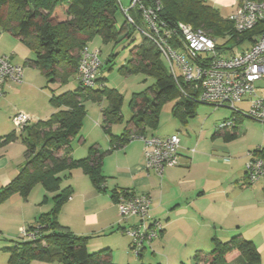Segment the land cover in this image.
Instances as JSON below:
<instances>
[{
    "label": "trees",
    "instance_id": "1",
    "mask_svg": "<svg viewBox=\"0 0 264 264\" xmlns=\"http://www.w3.org/2000/svg\"><path fill=\"white\" fill-rule=\"evenodd\" d=\"M156 1L161 7L158 16L167 25L187 24L194 29L201 28L216 39L228 35L231 39L225 45L252 43L261 32L258 26L243 35L235 33L232 24L205 0H141L145 6L151 7ZM116 11L117 0H0V29L19 39L33 52L34 58L25 61V65L38 70L47 83L65 85L71 75L76 78L80 51L95 36L105 44L123 39L134 42V31L144 27L141 14L130 9L133 24L125 20L117 28ZM129 54L130 58L120 72L123 75L144 74L151 77L154 84L147 91L132 94L129 101L131 117L119 136L112 135L110 127L122 120V97L115 90H105L97 77L98 83L102 84L99 90L84 88L77 82L75 90L55 95L49 87L51 95L48 101L54 109L50 117L28 125L19 136L12 132L0 138V147L16 140L25 147L24 163L16 177L0 189V204L14 193L27 197L36 185L53 194L51 209L27 228L31 231L37 224L42 225L38 237L33 241L14 240L12 246L5 249L9 253V264H29L32 261L115 264L109 249L89 252V237L74 235L57 222L61 206L71 195L70 187H61L62 174L80 169L98 190L103 189L105 181L102 174L105 152L97 145L90 146L82 159L75 160L71 155L70 142L79 134L86 114L84 103H100L102 98L106 99L107 107L100 112L110 151L125 146L131 135H143L145 129H155L162 104L172 102L171 113L182 124L195 116L198 104L177 90L159 51L147 38L143 36ZM236 116L233 128H237L241 120L239 115ZM255 152L264 155L262 149ZM121 194L130 195L126 192ZM117 195V191L112 193L115 200ZM211 244L212 249L207 253H196L191 264H261L253 242L240 235L225 242L213 238ZM143 252L136 257L142 259Z\"/></svg>",
    "mask_w": 264,
    "mask_h": 264
},
{
    "label": "crops",
    "instance_id": "2",
    "mask_svg": "<svg viewBox=\"0 0 264 264\" xmlns=\"http://www.w3.org/2000/svg\"><path fill=\"white\" fill-rule=\"evenodd\" d=\"M205 1L221 16V11H229V17L241 0ZM227 16L222 17L228 19ZM250 44L246 41L239 47ZM22 47L28 49L19 39L0 29V56L11 55L12 62L19 65L24 60L33 59L34 54L30 55ZM30 69L34 68L24 70L21 83L7 82L4 85V93L0 97V138L14 133L10 119L17 112L28 115L34 121L31 124L47 120L54 112L28 103L27 91L33 96L38 93L44 95ZM21 97L24 103H21ZM239 106H242V110L248 108L246 101ZM173 118L180 128L174 125L169 130H158V124L155 129H145L143 135H178L180 149L177 167L167 168L158 176L144 167L141 141H129L122 148L110 151L108 137L100 143L105 151L102 160V174L105 177L103 189H96L80 169L62 174L61 187H70L71 195L61 206L57 222L74 235L89 237V252L109 249L115 264H119V256L115 257V252L125 254L130 247V237L124 230L131 227L135 220L120 222L117 201L126 197L121 194L123 192L145 195L150 202L149 222L161 221L163 224L159 236L147 247L154 256L159 254L161 261L158 264L192 263L196 253H207L212 249L213 238L225 242L236 235L253 242L263 264L264 185L262 182L249 185L246 181V158L243 155L236 157L231 148L237 128L232 126L218 130L210 140L192 139L186 130L192 118L185 124ZM95 145L98 146V143ZM88 148L83 152L86 155ZM24 151L25 147L18 140L0 147V189L16 177L24 163ZM74 152L71 155L75 160L86 157H74ZM114 191L118 194L116 200L112 196ZM52 197L53 194L46 192L41 185L34 186L27 197L12 194L0 204V230L14 240L20 239L22 229L34 225L41 214L51 209ZM5 249L7 259L2 264H9V253ZM145 253L144 250L143 257ZM29 264L60 263L32 261Z\"/></svg>",
    "mask_w": 264,
    "mask_h": 264
},
{
    "label": "built area",
    "instance_id": "3",
    "mask_svg": "<svg viewBox=\"0 0 264 264\" xmlns=\"http://www.w3.org/2000/svg\"><path fill=\"white\" fill-rule=\"evenodd\" d=\"M130 4L137 7L144 24L142 30H137L159 51L169 76L182 96L201 104L227 106L236 115L264 122V90L260 87V84H264V0H241L227 19L233 31L240 35L261 27L260 34L246 49L229 43L225 45L231 39L228 35L224 43H218L216 38L201 28L194 29L183 23L167 25L158 16L161 7L157 1L152 7L145 6L141 0H130ZM126 20L133 24L131 18L126 16ZM102 66L99 51L85 46L79 54L77 82L87 89L102 87L97 80ZM22 79L23 67L13 63L11 55L0 56V97L7 82L21 83ZM244 101L248 104L246 110L236 107ZM10 121L14 132L20 134L31 124L32 119L17 112ZM233 125L234 119L224 121L219 124L218 130ZM136 140L143 143L146 170L161 176L165 169L179 165L178 135L160 137L134 134L129 138V141ZM247 158L249 160L244 166L247 183L252 185L262 182L264 185V155L253 152L248 153ZM117 209L120 222L135 220L124 232L131 240L130 251L137 256L150 247L162 231L163 224L161 221L149 222L150 202L145 195L130 194L120 198ZM42 228V225L37 224L34 230L22 229L20 239L33 241Z\"/></svg>",
    "mask_w": 264,
    "mask_h": 264
},
{
    "label": "rangeland",
    "instance_id": "4",
    "mask_svg": "<svg viewBox=\"0 0 264 264\" xmlns=\"http://www.w3.org/2000/svg\"><path fill=\"white\" fill-rule=\"evenodd\" d=\"M130 7H132L130 0H117V11L115 13L117 28H119L125 22L126 16L131 18L129 15V10L132 8L136 10L137 8L136 6L132 8ZM123 10L126 11L123 12ZM221 13L222 16L226 17L229 11L223 10ZM141 27L142 28L140 29L142 30L143 26ZM142 38L143 34L140 32V30H135L133 33V43L127 39H123L117 43L110 42L105 44L102 42L99 36H95L86 45L90 50L99 51L103 68H101L99 71L98 78L101 79L105 90H115L122 97L121 114L123 119L111 125L110 133L112 135H119L127 126V122L129 121L131 114L129 110V101L132 94L147 91V89L154 84V80L144 74L138 73L132 75H123L120 72V68L125 65L130 58V49L134 45H137L142 40ZM217 41L218 43H224L226 40L225 38H217ZM248 47L249 45L243 46L241 49H246ZM22 48L30 55H33V52L29 49H26L25 47ZM23 62L25 63V60ZM24 63L20 64L23 67V72L27 68H31V66L27 64L25 65ZM30 70L33 72L32 74H35V81L38 80L40 85L39 90L43 92L44 95L38 93V95L33 96V94L27 91L29 93H27L29 97L28 103L31 106H35L39 109H43L48 112L54 110L48 101L51 95L49 87L52 89L53 94L55 95H59L66 91H73L78 87L75 75H71L65 85H58L47 83L46 79L37 71H35V68ZM260 87L264 90V84H260ZM94 90L99 89L95 88ZM21 103H24L22 97ZM107 104L108 103L105 98H102L100 103L92 101L84 103L86 114L82 121L81 130L79 134L70 142L72 151H75L73 153L74 157L78 155H86L83 153L84 150L92 145H95L96 143H98L97 147L102 152H105L104 147H102L100 143L101 141H105L108 138V135L102 129V118L100 111L101 109H105ZM172 104V102H167L162 104L160 107L159 125L157 128L158 130H169L173 128L174 125L180 128L178 126V121L175 120L171 115ZM236 107L241 108L242 106H239L238 104ZM239 117L241 120L237 125V136L231 140V148L236 157L238 155H243L246 158V164L249 160V158H247L248 153H253L258 149L264 150V122L255 121L244 116ZM236 118L237 116L234 115L232 109L227 106L215 107L198 103L195 109V116L190 120L191 122L186 127V130L192 139L206 138L207 140H210V137L218 131V126L220 123L224 121H231L233 119L235 123ZM16 135L19 136V134ZM219 138L220 137H217L216 139ZM80 139L82 141L81 143H79ZM12 241H14V238H10L4 231L0 230V264L6 262L7 254L3 249L10 248L13 243ZM149 250L151 249L147 248L145 250L146 253L142 259H138L136 255L129 250V248L126 249L125 254L115 252V257L116 255L119 256V264H151L152 261H154V264H158V262L161 261L160 257H158L159 254L154 256ZM112 260L115 263L113 255ZM189 264H191V262Z\"/></svg>",
    "mask_w": 264,
    "mask_h": 264
}]
</instances>
